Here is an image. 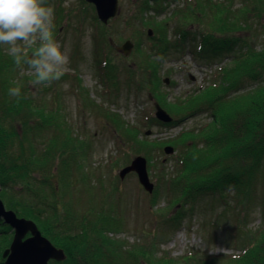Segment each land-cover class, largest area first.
Segmentation results:
<instances>
[{
    "label": "trees",
    "instance_id": "trees-1",
    "mask_svg": "<svg viewBox=\"0 0 264 264\" xmlns=\"http://www.w3.org/2000/svg\"><path fill=\"white\" fill-rule=\"evenodd\" d=\"M156 1L162 0H144V4L138 6L141 17L138 32L142 37L146 36L148 28L144 14L155 11L151 3L155 6ZM175 13L180 26L173 30L172 39H168V30L162 25L153 28L154 37L149 43L135 42L133 58L128 62L133 59L137 62L136 68L125 70L129 74L125 77L127 89L137 92L147 89L171 116L169 125L176 127L203 114L209 120L199 127L181 130L165 143L176 152L173 167L167 169L171 174L162 175L169 192V207L189 203L195 208L202 196H217L225 202L228 192H232L233 199L243 206L250 203L260 189L262 225L249 233L247 242L243 241L237 250L238 254L212 256L207 252L201 256L194 253L180 262L182 259L155 257L150 243L136 245L134 251H123L121 242L108 238L109 233L119 231L120 217L105 216L102 208L96 211L95 207L92 210L86 206L80 211L75 204L73 206L72 199L65 201L71 188L76 187V200L80 199L79 193L88 196L90 191V187H82L88 186L82 165L87 153L83 149L84 141L73 138L69 131L66 132L67 127H61L63 106L59 102L57 83L71 76L65 73L48 86L36 85L40 88L37 94H32L36 86L31 81L35 77L24 75L27 66L24 65L23 70L18 68L0 45V200L6 211L34 223L42 237L63 251L62 261L49 264H135L136 257L154 264H264V34L259 48L244 34L259 25L264 30V0H192L179 6ZM93 39L94 61L105 52L103 61L116 78L114 66H109L110 42L106 43L100 34ZM172 50L180 54L189 51L196 62L206 66L219 63L205 79L206 85L170 103L167 94L159 93L162 82L159 68L153 64L168 57ZM144 76H148L147 81ZM72 77L75 81L78 78ZM113 80L110 78L111 82ZM250 81L257 85L243 90L245 83ZM17 86L21 88L18 102L8 95V89ZM49 92L54 94L48 104L45 95ZM115 115L105 108L101 114L113 122ZM125 131L121 127L117 133L127 143H132L129 149L148 158L151 167V152L160 150L161 145L148 139L136 142V138ZM41 145L43 147L38 148ZM230 152L239 161H227L225 157L231 156ZM240 158H246L247 162H241ZM54 170L63 202L55 189L58 185H53ZM96 189L97 194L101 192L98 187ZM103 199L102 196L97 201L103 202ZM12 238L11 228L0 217V264H4L2 254L9 248Z\"/></svg>",
    "mask_w": 264,
    "mask_h": 264
},
{
    "label": "rangeland",
    "instance_id": "rangeland-1",
    "mask_svg": "<svg viewBox=\"0 0 264 264\" xmlns=\"http://www.w3.org/2000/svg\"><path fill=\"white\" fill-rule=\"evenodd\" d=\"M47 1L55 9L54 29L56 33L54 38L60 44L62 52L68 57L65 73L71 76L66 79L62 78L64 81L57 83V90L60 91L59 102L63 106L61 115L64 120L61 127H67L66 132L69 131L73 138L84 141L85 148L83 149L87 151L82 165L84 166L83 173L88 178V186L82 187L84 189L90 187L88 196L85 193H79L80 199L76 200L78 194L74 187L68 191L69 194L66 195L65 201L72 199L73 206L75 204V208L80 211H84L86 206L92 210L95 207L96 211L102 208L105 216L109 214L120 217L119 231L114 234L109 233L108 238L121 242L123 251H134L132 249L137 247L136 245L150 243L151 252L155 257L165 256L176 261L182 259L180 262L187 260L185 258L194 253L201 256L207 252L212 256L240 253L237 250L242 247L243 241L247 242L249 233H254L263 223L259 204L260 189L258 195L256 194L250 203L243 206L233 199L235 195H232V192L230 194L228 192L225 202L220 201L217 196L208 198L202 196L198 198L200 202L195 208L189 203L169 207L167 201L169 192L164 185L162 175L171 174L167 169L173 167L176 152L172 155H165L163 153L165 147L173 148L165 143L174 139L181 130L199 127L209 120L206 114H203L189 118L176 127L158 123L155 120L153 109V105L157 102L148 90L137 92L134 89H127L128 84L125 82V77L129 74H126L125 70L135 69L137 63L133 59L128 62L129 58H133L135 42L138 43L140 40L145 45L154 37L153 32L151 37H142V33L138 32L141 30L138 6L144 4L142 3L144 0H117V14L105 25L96 20L92 4L84 0ZM190 1L192 0H162L156 1L158 3L155 6L151 3L155 11H148L144 14L148 21L145 33L162 25L165 31L168 30V39H172L173 30L180 26V19L175 17V11L182 4L190 3ZM190 28L192 32V26ZM263 32L264 30L259 25L244 34H247L259 48ZM96 34L102 35L106 43L110 42L112 51L109 66H114L117 73L116 78L111 73L110 67L108 70L107 64L103 61V55L106 57L105 52H101L99 60L94 61L93 36ZM138 36L140 38L136 39ZM126 42H129L132 47L128 56H123L119 48ZM3 47L5 49L7 46L3 45ZM130 61H133L134 65H131ZM159 62L155 61L153 64L154 67L159 68L160 82H162L159 93L167 94L170 103L206 85L205 79L217 67L216 63H219L206 66L196 62L189 51L180 54L173 50L169 52L168 57ZM23 73L33 76L27 69ZM73 75L78 77L76 81ZM147 77L144 76L145 81ZM110 78L114 80L111 82ZM165 80L168 81V85L164 84ZM115 83H117L116 86H114ZM256 85L253 81L246 82L243 90L252 89ZM39 88L34 87L35 92L33 91L32 94H37ZM53 94L49 92L45 95L46 103L49 104V99L53 97ZM92 103L94 107L90 109ZM104 108L116 114L114 122L101 116ZM116 122H120L119 126L115 125ZM121 127L124 128V132H126L125 129L128 130L133 135L132 138H136L134 140L136 142L148 139L161 145L160 150L151 152V167H149L148 158H145L147 177L152 186L151 193L139 184L137 174L134 172L124 175L122 179L119 177L120 170L128 166L132 160L137 156L144 157L138 153L139 151H132L128 148L132 143H127L117 133ZM146 132H150L149 136H146ZM42 147L43 145L38 146V148ZM230 154L231 156L225 157L227 161L230 163L239 161L234 159L235 155L232 152ZM240 160L247 162L246 158H240ZM52 173L55 176L54 182L52 180L51 182L55 186L58 185L55 189L63 202L64 197L60 192L62 191L61 186L57 183L56 171ZM75 173L79 172L75 171ZM73 180L78 181V178ZM159 180L162 181L158 183ZM97 187L101 190L98 194ZM102 196L104 197L103 202L97 201V198L101 199ZM181 207L182 210H180ZM11 233L13 234L12 230ZM135 260V264H154L144 258L136 257Z\"/></svg>",
    "mask_w": 264,
    "mask_h": 264
},
{
    "label": "clouds",
    "instance_id": "clouds-1",
    "mask_svg": "<svg viewBox=\"0 0 264 264\" xmlns=\"http://www.w3.org/2000/svg\"><path fill=\"white\" fill-rule=\"evenodd\" d=\"M54 19V6L47 0H0V45L7 46L18 68L27 66L35 77L33 86H48L67 71L68 57L54 38ZM8 95L18 102L21 88H9Z\"/></svg>",
    "mask_w": 264,
    "mask_h": 264
},
{
    "label": "water",
    "instance_id": "water-1",
    "mask_svg": "<svg viewBox=\"0 0 264 264\" xmlns=\"http://www.w3.org/2000/svg\"><path fill=\"white\" fill-rule=\"evenodd\" d=\"M86 3L92 4L95 9L96 16L100 23L107 24L117 14V0H84ZM148 36H151V31H148ZM131 44L126 42L119 51L123 56H128L131 50ZM192 81L191 77L189 76ZM168 84V81H164ZM155 118L161 123H169L171 118L167 113L160 108L158 104H154ZM150 132H146L149 136ZM163 152L166 155H172L173 149L165 147ZM134 172L137 174L139 183L151 193L152 186L149 183L146 172V161L142 157H137L131 164L119 173L122 179L124 175ZM0 217L4 223L9 226L13 232V240L8 250L4 252L2 258L4 264H48L49 262H60L64 258L63 252L54 248L50 242L41 236L36 226L27 220L18 219L11 211H6L3 203L0 200ZM28 236V238H26Z\"/></svg>",
    "mask_w": 264,
    "mask_h": 264
},
{
    "label": "bare ground",
    "instance_id": "bare-ground-1",
    "mask_svg": "<svg viewBox=\"0 0 264 264\" xmlns=\"http://www.w3.org/2000/svg\"><path fill=\"white\" fill-rule=\"evenodd\" d=\"M95 14H96V13H95ZM95 18H96V20L99 22V20H98L97 16H96Z\"/></svg>",
    "mask_w": 264,
    "mask_h": 264
}]
</instances>
